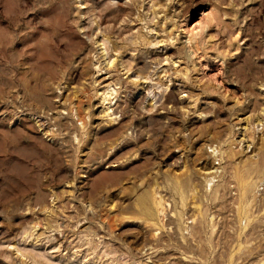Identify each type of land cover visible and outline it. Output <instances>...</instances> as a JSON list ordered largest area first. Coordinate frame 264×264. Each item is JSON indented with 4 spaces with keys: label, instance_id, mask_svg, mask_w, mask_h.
Listing matches in <instances>:
<instances>
[{
    "label": "rangeland",
    "instance_id": "obj_1",
    "mask_svg": "<svg viewBox=\"0 0 264 264\" xmlns=\"http://www.w3.org/2000/svg\"><path fill=\"white\" fill-rule=\"evenodd\" d=\"M0 264H264V0H0Z\"/></svg>",
    "mask_w": 264,
    "mask_h": 264
},
{
    "label": "bare ground",
    "instance_id": "obj_2",
    "mask_svg": "<svg viewBox=\"0 0 264 264\" xmlns=\"http://www.w3.org/2000/svg\"><path fill=\"white\" fill-rule=\"evenodd\" d=\"M91 30V29H90ZM90 70V69H89ZM88 71V70H87ZM90 96V95H89ZM93 97V96H92ZM101 98H102V100H104L105 98H106V95H104V96H101ZM107 99V98H106ZM105 99V100H106ZM90 111H91V109H90ZM89 114H90V112H89ZM54 119H55V121L56 122H59L60 123V119L59 118H57L56 116L54 117ZM240 183V188L241 189H243L242 191H244L245 192V190L247 189V187L244 185V182H239ZM246 187V188H245ZM251 190V189H250Z\"/></svg>",
    "mask_w": 264,
    "mask_h": 264
}]
</instances>
